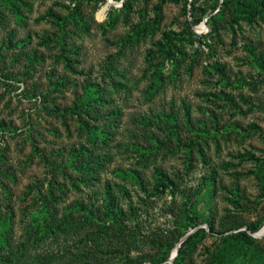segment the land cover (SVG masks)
<instances>
[{
	"label": "rangeland",
	"instance_id": "rangeland-1",
	"mask_svg": "<svg viewBox=\"0 0 264 264\" xmlns=\"http://www.w3.org/2000/svg\"><path fill=\"white\" fill-rule=\"evenodd\" d=\"M23 2L27 6L19 19L0 4V213L14 222V264H86L78 260L82 253L90 255L89 264H127V256L156 260L163 255L162 245L180 239L174 254L179 243L199 229L206 233L199 236L189 264H207L225 247L232 255L253 260L256 249L264 247V237L249 231L264 228V75L253 60L254 55H264V19L239 20L233 28L207 39L203 36L210 34L211 27L205 19L220 10L223 0L216 11L215 0H199L193 9L194 0H138L129 21L114 29L106 25L108 15L112 8H122V2L84 1L78 6L88 29L71 24L65 32L69 48H77L75 54H67L69 66L57 42L60 27L44 17L50 10L66 16L68 7L76 3ZM205 12L209 15L194 25L193 13L195 19H202ZM141 24L158 26L121 54V40ZM46 37L51 41L46 42ZM165 47L185 55L176 56V66L164 62V82L149 96L154 71L150 64L164 61L160 53ZM33 53L38 62L29 66L26 57ZM217 64L225 68L229 81L241 80L245 86L221 85V74L209 69ZM111 77L124 87L116 90ZM60 79L65 86L54 87ZM87 84L104 88L114 100L93 114L91 125L113 109L119 111L112 129L104 128L111 133L106 143L100 136L91 139L73 112L67 111L74 108ZM221 90L232 93L241 109L218 99L215 95ZM185 107L190 108L195 125L216 129L235 123L243 130L229 138H196L183 123ZM173 110L184 124L179 139L154 121ZM140 116L154 122L140 124L136 121ZM106 123L102 119L98 125ZM150 135L160 141L157 148L153 140H146ZM135 143L148 149L141 154L132 146ZM82 146L112 158L95 184H84L72 171L60 169L70 150ZM129 170L141 174L142 186L122 174ZM159 172L168 176V187L157 189L162 180ZM213 172L217 186L203 185V178ZM107 182L125 213L122 225L108 229L98 212L105 204ZM55 183L65 186V194L57 192ZM53 190L60 197L55 204L59 218H68L74 229L58 239L40 240L34 219L41 211L42 196L51 198ZM199 190L201 195L195 197ZM76 204L92 207L95 214L77 209ZM190 204L197 226L182 216ZM245 231L253 244L225 240Z\"/></svg>",
	"mask_w": 264,
	"mask_h": 264
},
{
	"label": "trees",
	"instance_id": "trees-1",
	"mask_svg": "<svg viewBox=\"0 0 264 264\" xmlns=\"http://www.w3.org/2000/svg\"><path fill=\"white\" fill-rule=\"evenodd\" d=\"M84 1H90V0H71L72 3H76L74 8L68 7L70 10L69 14L66 16H62L59 14L54 13L52 10L48 11L46 16L44 18H50L55 21V23L60 27L61 30V36L58 37V44L61 46V55L69 64L68 61V55L71 51L73 54L76 53L77 48L71 49V47L66 39H65V32L68 25H77L83 29H88L87 24L83 21L81 17V13L79 11V4ZM93 1H100V0H93ZM106 1V0H104ZM117 2H122V0H115ZM138 0H125L123 2V6L120 9L112 8V10L109 12L108 20L106 22V25L109 26V28L114 29L116 28L121 22H128L130 15L134 9V3ZM185 3H188V0H184ZM199 0H194V2L191 4L192 9L195 8L196 4ZM217 3L216 8L214 11H216L219 8V3L221 0H215ZM0 4L6 6L9 11L12 12L18 19L22 17V7L27 6L23 0H0ZM229 14V15H227ZM204 16L202 19L198 18L195 19V14L193 13V24L198 25L202 22L203 18L205 16H208V12H205L203 14ZM211 17L208 19L207 23L209 24V27H211V32L208 35L203 36V38H209V37H215L218 36L220 33V30L233 28L234 24L237 23L239 20H246L249 22H254L258 19H264V0H223V3L221 4L220 10L217 11L215 14L210 13ZM209 15V16H210ZM227 17V18H226ZM158 25H150V24H141L137 25L136 28L133 29V32L129 34L125 39L121 40L120 42V49L119 52L122 54L123 51L128 48L130 45H132L134 42L140 40L142 37L145 36V34L149 33L151 30L155 29ZM46 42L51 41L50 37L45 38ZM3 49V48H1ZM71 53V54H72ZM160 55L164 57L163 62H159L158 64L151 63L150 67L154 69L153 71V83L151 87L149 88L148 95L153 96L154 92L159 88V86L164 82V75H163V66L165 61H171L172 64L175 63V66L179 61L177 60L176 56H184L185 54L183 52H180L179 54H174L172 51L165 47V50L161 51ZM29 66H32L33 64L37 63V53H33L32 56L26 57ZM254 64L255 66L260 70V73L264 75V55L257 54L253 56ZM210 70L218 71L221 74L220 84L224 87H232V88H238L245 86L246 83L241 80H237L234 82H231L228 80L225 68L220 66L219 64L209 67ZM112 79V85L116 90H119L120 88L124 87L122 82H116ZM264 79V78H263ZM64 81L61 79L57 81V83L54 84V87H63L65 86ZM36 86V85H35ZM229 91L221 90L218 94L215 96L220 99L224 104L230 105L233 108L241 109L239 105L237 104L234 96L232 93H228ZM112 95L107 93V91L104 88H101L97 85L87 84L85 88L83 89V94L79 97V99L76 101L75 106L73 109H69L67 111H72V115L76 116L77 120L81 124L83 128H86L90 134L91 139L94 141L97 139V136H100L102 140L106 143L108 140L109 135L111 134L109 131L105 130L104 128L109 127L112 129L114 126V122L117 118H119V111L118 110H112L109 112L105 117H103V120H107L108 123L103 127H100L98 125V122L102 119L97 120L96 125H91L89 119H92L91 117L93 114L99 113V108L104 106H111L114 102L113 98H111ZM248 104H251L248 102ZM55 111L61 112L59 107H55ZM213 115L214 112H212ZM184 124L190 128V131L195 134L196 138H204L205 136H226L229 138L234 132L240 133L243 129L238 124L233 123L231 124H225L222 126L213 128H208L206 125H195L192 121V118L190 116V108L185 107V115L183 117ZM136 121L140 124L143 122L145 126H151V124L154 121L159 122L162 124L170 133L172 136H175L177 139H179V131L181 128H184V124L180 123L178 114L175 110L171 111L170 113L162 114L161 116L154 117V121L147 117L136 118ZM222 128V130H221ZM220 132V133H219ZM245 132V131H243ZM146 140L155 142L156 148L161 144L160 141L155 138L154 136L150 135L146 137ZM193 142V140H192ZM132 146L138 147V151L142 154L147 150L144 148L140 143H135ZM112 158H109V155H102V154H95L91 149H89L87 146H82L79 149H71L69 152V156L65 161L64 165L60 167L62 172H66V170H70L73 173L76 174V180H79L83 182L84 184H95L98 182L101 178V175L103 171L106 169L107 165L111 162ZM122 174L125 175V177L131 176L138 184L142 186L143 184V177L138 171H122ZM159 177L162 179L160 183L157 186V189L160 187H168L167 180L168 176L164 172H159ZM203 185L207 186H217V178H216V172H213L210 174V176L204 177L202 181ZM201 184V185H202ZM57 186V189L59 193L65 194L66 189L65 186L62 184L55 183ZM117 188H122L120 186H116ZM121 190V189H120ZM55 190H53V193H51V198L42 196V207L40 213L37 214V216L34 219V222L37 224L35 230L37 231V235L40 236V240L44 239L46 236L48 237H54L55 239H58V237H61L62 235H69L70 232L74 229V223H67L66 220L68 218H59L58 211L55 207V204L59 200V195H56L54 193ZM56 192V191H55ZM201 195V190L198 191V193H195V197ZM76 208L79 210H83L89 215L93 216L95 214V211L92 207H85L82 204H76ZM192 210V204L186 208L182 216L184 220H190L191 222H194L193 225L197 226V217L194 214H191ZM98 212L100 215V220L102 217L105 218L104 221V228L108 229V226H111V228L114 225H122L124 220V211L122 210L120 204L118 195L116 194V190L114 187L110 184V182L106 183V191H105V204L98 209ZM190 213V215H188ZM177 215H174V217ZM181 215H179L178 218H180ZM65 219V220H64ZM48 220L50 222H48ZM107 222L110 223L108 225ZM13 220L12 217L4 216L0 213V264H14V254L11 252V232L13 229ZM261 227H251L249 231L251 233H257L259 232ZM249 231L240 232L238 234H233L228 238L236 239L238 241L245 242L246 244H253L255 240L250 235ZM206 233L205 229H199L197 232L191 234L186 241H184L181 244V247L179 249L178 255L174 260V264H189L188 258L191 256L193 251L195 250L196 243L199 239V236L202 235L204 237ZM178 241H175L174 243H171L169 245H162V249L164 250L162 257L159 259H152L150 257H138V258H132L130 259L128 256L126 257L127 264H145L146 262H149L151 264H161L167 262L172 255L173 250L175 249V244ZM93 254L92 252L90 253ZM90 255H86L85 253H82V257L78 258V260L81 263L89 264L88 258ZM16 258V257H15ZM253 260H248L247 258H244L242 256L232 255L230 254L228 249L225 247L222 251H219L217 256L211 259L207 264H264V247L260 249H256L255 256L253 257Z\"/></svg>",
	"mask_w": 264,
	"mask_h": 264
},
{
	"label": "water",
	"instance_id": "water-1",
	"mask_svg": "<svg viewBox=\"0 0 264 264\" xmlns=\"http://www.w3.org/2000/svg\"><path fill=\"white\" fill-rule=\"evenodd\" d=\"M125 0H122V6H123V2H124ZM193 0H191V2H192ZM109 4H112V1H109ZM210 17H211V15H210ZM210 17L208 16L206 19H205V22H207L208 21V19H210ZM205 25V27H206V24H204ZM200 28H198V30H199ZM192 233H190V234H188L180 243H179V245L176 247V253H174V254H172L171 255V258H170V260L168 261V262H171V264H174V260H175V258L177 257V255H178V252H179V249H180V247H181V244L184 242V241H186L187 240V238L191 235ZM254 236L255 237H264V233L263 232H259V233H256V234H254Z\"/></svg>",
	"mask_w": 264,
	"mask_h": 264
},
{
	"label": "bare ground",
	"instance_id": "bare-ground-1",
	"mask_svg": "<svg viewBox=\"0 0 264 264\" xmlns=\"http://www.w3.org/2000/svg\"><path fill=\"white\" fill-rule=\"evenodd\" d=\"M104 11H105V8H103V10H102V12H101V13L103 14V13H104ZM101 13H100V14H101ZM261 232H264V228L261 230ZM175 253H176V251H175ZM170 264H171V263H170Z\"/></svg>",
	"mask_w": 264,
	"mask_h": 264
}]
</instances>
